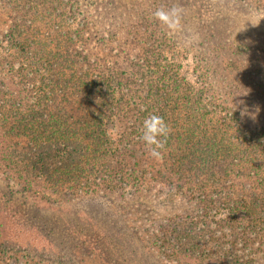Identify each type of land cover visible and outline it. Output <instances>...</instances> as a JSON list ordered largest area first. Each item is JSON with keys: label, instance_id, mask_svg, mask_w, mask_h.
Masks as SVG:
<instances>
[{"label": "rangeland", "instance_id": "1", "mask_svg": "<svg viewBox=\"0 0 264 264\" xmlns=\"http://www.w3.org/2000/svg\"><path fill=\"white\" fill-rule=\"evenodd\" d=\"M102 1L97 5L99 12L92 9L94 12L84 19L82 9V15L79 10L72 12L70 0L68 3L67 0H0V59L8 56L9 61L14 60L10 67L5 65V69L0 70V87L4 81L10 91L6 93L8 99L0 101V204L2 210L13 211L10 215L17 217L14 220L32 221L28 226L30 234H24L17 223L11 226L10 219L5 228H0V238L6 235L12 240L0 244V264H93L91 258L99 257L98 252L85 246H82L84 252H76L79 244L69 236L63 238L62 246V228L67 226L68 229L72 227L92 233V223L107 229L109 241L116 244L117 254L112 256L114 264L113 258L120 257L122 261L117 264H264V211L256 216L257 227L252 230L255 235L250 238L257 236L258 240H252V246L244 248L242 234L239 236V226H250L253 209L247 205L256 199L257 204L264 207V145L251 152L247 162L228 157L233 155V142L240 147L246 141L244 137L250 139L264 129V106L262 108L254 98H247V89L242 82L239 83L240 76L237 75L245 74L249 65L250 56L243 55L247 47L251 52L254 47L264 46V0H185L187 23L183 17L182 29L176 33L167 32L153 18L152 13L162 7L159 1L130 0L139 3L140 17L135 22L140 24L143 14L146 17L144 23L150 25L148 30L156 29V37L153 35L152 40L168 37L172 51L166 57L170 64H175L174 72L178 73L177 84L173 85L155 70H148L143 58L136 57L137 51L158 42L140 39L125 44L120 38L124 36L120 30L118 36H112L109 31H113L112 22L117 17L116 0L114 4ZM242 2L248 5L244 12L238 9ZM77 7H80L78 3ZM67 14L73 19L62 17ZM122 24L124 32H133L130 25ZM14 29L19 30L22 39H33L40 47L37 63L30 68L26 67L30 59H25L20 49L13 47L10 50L12 43L7 32ZM211 32L220 33L215 45L210 41ZM149 34L145 35L148 37ZM11 40L14 42V37ZM81 48L90 52L88 65L78 64ZM70 49L77 56L70 55ZM252 54L255 60H262L260 53ZM225 59L227 62L222 66ZM196 63L203 74L197 73ZM20 66L23 69H19ZM110 68L120 71L122 87L112 97L104 98L96 93L98 85L94 83H99L102 75H108L107 69ZM22 75L23 79L20 78ZM25 77L28 81L24 80ZM214 79L221 85L224 82L233 85L228 92L237 98L236 110L233 111L232 104L228 112L210 110L208 118L211 123L207 125V121L199 119L201 126L204 124L203 133L199 132L200 124L193 116L187 118L189 113L185 107L163 106L170 103V99L164 102L165 94L185 96L187 88H195L198 94L202 81L205 85L206 81ZM86 82L90 85L80 88ZM129 82L133 86L130 94L127 92ZM22 88H31L34 93L36 90L44 99V103H39L44 108L37 105L36 116L56 117L60 120L58 123L68 129L70 137L75 134L82 138L83 144L75 140L69 143V154L63 156L66 163L79 165L87 156L101 155V149L106 146L119 149L117 154L111 153L113 160L106 167L96 171L101 178H114V183L120 185L119 190L110 195L72 198L70 204L53 206L40 193L44 191L42 187H37L38 193L22 190L11 163L15 159L23 162L19 165L20 172L29 171L30 166L37 175L46 173L47 167H62V156L59 160L57 155L62 142L34 144L31 141L33 135L14 131L16 111L27 116L34 108V103L18 100L20 94L16 90ZM150 88L157 94L156 101L149 94ZM76 92L87 102L77 101ZM134 92H138L143 101L138 102ZM177 97H172V101ZM240 101L244 103L240 104ZM245 107L251 115L241 117ZM150 114H169L173 120L159 160L150 156L144 142L139 141L143 121ZM231 114L236 117L234 123L229 120ZM96 117L109 122L108 129L119 128L116 140L107 135V138H93L90 129ZM142 170L146 171L143 175ZM181 171L189 175L184 181L179 179ZM258 175L261 178L255 179ZM135 180L144 186L138 192ZM75 183V179L69 177L63 184L51 188L53 199L68 196V193L77 194L78 191L68 190ZM44 192L47 194V190ZM224 204L230 210L223 208ZM234 207L236 214L234 210L233 218L239 220V224L229 225L226 220L228 222L233 216ZM163 215L171 220L178 215L189 218L182 230L178 227V219L167 222L169 232L162 236V228L153 220ZM189 222L193 224L189 225ZM145 233V240L149 234L159 238V244L152 241L155 250H150L147 243L137 238ZM182 236L187 237L192 246L178 247ZM161 241L165 244L160 245ZM160 247L166 256L162 255ZM176 252L189 258L185 260Z\"/></svg>", "mask_w": 264, "mask_h": 264}, {"label": "trees", "instance_id": "2", "mask_svg": "<svg viewBox=\"0 0 264 264\" xmlns=\"http://www.w3.org/2000/svg\"><path fill=\"white\" fill-rule=\"evenodd\" d=\"M68 1L69 0H67V3H68ZM99 1L96 2V0H70V2H72V6H71L72 12L75 13L76 11L79 10V14L82 15V11H80L82 9L83 10L82 18L86 19L88 14H90L91 12H94L93 10L99 12L100 7L97 6L99 4ZM157 1H159L160 6L162 5L164 7V5L166 4L167 5L166 8L172 7L173 5L181 6L184 10V13H183L184 19L183 18L182 19L185 21V23H187V17H185L187 15V12L184 9L185 5H183L185 0H157ZM186 1H188V0H186ZM103 2L105 4H108L110 2L112 4H114L115 0H103L102 3ZM77 3L80 5V7H79L80 9L77 7ZM242 3L243 4H241V3L239 4L238 9L244 12L245 10H247L248 5H246L244 2H242ZM28 6L30 8V4H28ZM114 6L117 10V13H116L117 17L114 18V20L112 22V23H114V29H113V31H109L111 33V35L112 36H116V35L118 36L119 30L122 31L124 36L123 37L120 36V38L125 41V44H128V42H130V41H132L130 44H133L135 40H140V39L147 40L148 42L157 41L158 43L153 42V43H151V45H148L147 47H144L143 49L137 51V55L136 54L135 55L137 58H138V55L141 58H143V60L147 63L146 67L148 70L153 69V70H155V72L159 76L162 77V79H165L166 81H168V83H170L172 85L174 83L177 84L178 78H177L176 74H178V73L174 72V65L175 64H170L168 57H166L167 53H169V51H172V47H170L168 37L163 38L162 40H161V38L152 40L153 35H154V37H156V33H157L155 31L156 29L153 28L151 31L148 30L150 25L148 26L147 24L144 23V21L146 20V17H144L143 14L140 18L141 23L137 24L135 22L138 20V16L140 17L139 3L138 2H135V3L131 2V1L130 2H118L116 0V3L114 4ZM186 9L189 10L187 7H186ZM254 10H257V9L255 8ZM219 12H221V11H219ZM62 17H66L68 19H73L72 16H69L68 14L62 15ZM133 21L135 22V24L133 23ZM123 22H125L126 26H129V25L131 26L132 31H133L132 33H129L128 31H126V32L123 31V27H124V25L122 24ZM152 26H153V24H152ZM197 30H198V33L200 34L199 28H197ZM147 32H150L148 37L145 35V34H147ZM7 34L10 37V41L12 43L11 44L12 47L10 48V50L14 49V48L20 49L22 56L25 59H30V62H28L29 64H27L26 67L30 68L31 65L34 66L33 64L37 63L36 60H37L38 53H39L38 49H40V47L37 46V42L33 39H30V38L22 39L20 37L19 30H17V29L12 30V32L8 31ZM218 34H213L211 32L210 41L214 45L217 44L216 43L218 40L217 37L218 36L220 37V33H218ZM93 36L94 35H92V37ZM13 37H14V42H13V40H11V38H13ZM204 37L206 38V36H204ZM8 52H10V51H8ZM254 52L260 53L259 56H262V58H261L262 60H260L259 58H256V60H255L252 57V56H254V54H252ZM69 53L72 56H77V53L74 51L72 52L71 49H70ZM7 54H10V53H7ZM89 54H90L89 51H85L84 48H81L79 51V54H78V56H79L78 57V64L85 63L86 65H88ZM243 55L250 56V60H249V65L246 67L247 69H245V74H237L240 76V82L239 83L242 82L243 86L246 87L247 92H248L247 98H249V97L254 98L256 100V102L259 105H261V107L263 108V106H264V46L263 47H254V49H252L251 52L248 51V47H247V51L244 52ZM11 61H9L8 56L4 57L3 59H0V70H4L5 65H6V67L7 66L10 67L9 64L14 63V60H11ZM198 62H201V61H198ZM226 62H227L226 59L224 61H222V66H225ZM15 63H17V60H15ZM196 64L198 65V67H197L198 69H196L197 73L199 75L203 74L201 71V68H199L200 67L199 63H196ZM234 64H235V62H234ZM256 64H258V65H256ZM104 68H106V67H104ZM19 69H23V68L20 66ZM107 70L109 71V74L108 75L107 74L102 75L100 77L99 83H97V82L94 83L95 85H98L96 93L100 96L102 95L104 98L107 96L112 97V95H114L116 93V90H120L122 87L121 86L122 83L120 81V71L115 70V69H111V68L107 69ZM222 71L225 73V71H226L225 67H223ZM171 74H173V75H171ZM22 77H23V75L20 78H22ZM201 78H203V75ZM24 80L28 81V78L25 77ZM91 81H92V83L94 82L93 80H91ZM202 82H203L201 85L202 87L198 91V94H197V90L195 88H193L191 90H189V88H187L186 93H184L185 96H183L181 94L178 97L174 96L172 94H168V96H166L167 94H165L164 99H163L164 102H167V100L170 99V103H164V105H163V106H168V108H171V105L173 107L175 106L178 108L179 107L180 108L185 107V111L187 113H189L188 115H186L187 118L190 119L191 116H193V118L195 120H197L198 123L200 124L199 125L200 126V129H199L200 133L204 132V124L201 126L202 122H199V119L204 121V122L207 121V125H208V123H211L210 119L208 118L210 110L214 111V112H218V109H222V110L228 112L231 109L230 105L231 104L233 105L237 102V98L232 97V93L228 92V91H230V89L232 88L233 85H231V86H229L228 84L226 85V82H224L221 85V83H219L216 79L212 80L211 82L206 81L207 84H205V85H204V81H202ZM88 85H90L89 82H86L85 84L83 83L82 85H80V88L87 87ZM1 87H0V101L5 102L6 99H8L6 93L10 92L9 88H8L9 87L8 83H5L3 81L1 83ZM132 90H133V86L129 82L127 85L128 94H130ZM16 91H18L20 94L18 97V100H20L22 102H26V103H34V108L32 109L33 112H31V114H28L27 116L22 115L19 111H16V113H15L16 117L15 118H16L17 122L15 123V125L13 127L14 131L16 133H20L22 131H25V132L33 135L34 138L31 141L34 144H40V145H42V144H58V143L62 142V149L59 148V149H61V151L60 152L58 151V153H57V155L59 154L58 155L59 160H61L60 157L62 156V167L61 168H58L59 166L54 167V168H48L47 167L46 173H43L41 175L40 174L37 175V173H33V168H31L27 164L26 165L29 167V169H28L29 171L20 172L21 167L19 165H21V163H23L22 161L17 162V159H15L14 161L11 162L12 166L14 167L15 172L18 174V179H16V181L18 182L17 184H19L21 186L22 190L32 192V193L33 192L38 193L37 187H42L44 191L47 190L48 195L44 191H40V193L42 194L43 198L46 199L47 203L53 206L55 204L57 205L60 203L70 204V202L72 201V198L74 199L77 197L78 198H87V197H97V196L102 195V194L103 195H110L111 192L120 189V185H118L117 183H114L115 182L114 178H111L110 176L108 178V176H107L104 179V178H101L98 175V173L96 172V171L101 170L103 167H106L108 165V163H110V161L113 160L114 155H111V153L117 154V151H119V149L112 150L111 148L109 149V147L106 146V147L101 149V151H100L101 155H98L96 157L87 156V157H85L83 163H80L79 165H76V163H72V162L66 163L64 161L65 159L63 158V156L69 154L68 153L69 143L71 141L75 140L77 143L83 144L82 138L79 137L78 135H75V134L71 135V137H70L68 129H66L63 125L59 124L58 122H60V120L56 117L52 116L49 118V116H43L42 115L40 117H43V118H40V117H38V115L36 116V113H38V112H36V111H38L37 105H39V103L40 104L44 103V99L42 97H40L41 95L39 94V92H36V90H35V93H34L31 88L28 90H25L22 88V89L16 90ZM194 91H196V93ZM151 92L154 93V95H151ZM171 92L174 94L177 93L176 90H172ZM228 93H230V94H228ZM76 94H77V97H76L77 101H79L80 103L87 102V99H85L84 96H81V94H79L78 92H76ZM135 94L137 95V97ZM149 94H150V96L153 97L154 101H156L157 94L152 88H150ZM134 95H135V98L137 99L138 102L143 101L142 97L139 99L138 92H134ZM122 97L124 98L123 95H122ZM172 97H177V98L172 101ZM144 98L146 99V96ZM108 100L112 101V98H109ZM39 106L44 108L43 105L42 106L39 105ZM31 108H32V105H31ZM46 110H47V108H46ZM195 113H196V115H195ZM161 117H163V119L165 120V122L169 126L171 123H173V120L169 114H167L165 116L163 115ZM98 118L99 117H96L95 121L92 123L94 126H98V127L93 126L90 129V132L93 135V138L99 137V139H102L103 136L105 138H107L105 135H106V130L108 129L107 125L109 124V122L105 123L102 119H98ZM110 120H111V118H110ZM229 120H231L234 123L236 121L235 115L231 114ZM110 122H112V121H110ZM232 122H230V123H232ZM201 127H202V129H201ZM241 128L243 130V127H241ZM241 134L243 135L244 132ZM86 137H88L87 134H86ZM140 137H141V135H140ZM140 137H139V141H142ZM244 138L246 139V141L240 147L238 144L236 145V142H233V145L231 148L233 155L228 156V157H231L233 159H239V160L241 159L240 160L241 162H247V160H248L247 157L249 156V154H251V152H256L260 146L264 145V129L262 128L260 131H258L250 139L246 138V137H244ZM135 167L138 168L137 165H135ZM144 172H146V171L142 170V175L144 174ZM76 175H77V178H76ZM178 175H179V179L181 181H184L186 179V177L189 176L188 174H186L183 171H181V173H179ZM69 177L72 179H75L76 183H75V186L73 185L72 187H68V190H70L72 192L78 191V193L74 194L73 196L70 193H68V196L64 195L62 198L57 197L56 199H53L54 192L51 188H54V187L60 185L61 183L63 184L64 180L69 179ZM260 178L261 177L259 175L255 176V179H260ZM123 181H125V180H123ZM142 184L143 183L141 181H136L134 183L135 188H136V192H138V190H140L141 188H144V186ZM1 206H2V204H0V228H5L7 225L8 219H10L9 224L11 226H13V224L17 223L18 226L21 227L22 232H24V234H30L28 226L30 224H32V221H31V223H29L28 220L16 221L14 219H17V217L16 216L14 217V214L12 216L10 215L11 212H13V211H11L8 208L6 210H2ZM222 206H224L223 208L230 210V208L226 204H224ZM247 206H250V208L253 209L252 215L249 217V225L250 226H248V227L243 226L241 228L239 226V230L241 231L239 236L241 237V234H242V239L244 240V242L242 240V247H244V248L245 247L246 248L251 247L252 243H250V242H252V240H254V239H255V241L258 240L257 236L254 237L253 239H250V238H252L255 235L253 233V231L257 227L256 219L258 217H256V216L257 215L260 216V214L264 211V207L261 204H257L256 199H253L252 203L250 205H247ZM246 208H248V207H246ZM234 210H235V207L231 213V215H233V216L229 217L228 222L226 220V223L229 225L230 224H233V225L239 224V220L236 221V218H233L235 216ZM235 214H236V210H235ZM187 218H189V217H183L181 215H178L176 217H173V220H171V218H167L166 215H163V216H160L158 218H155L153 221L156 222L160 228H162L161 229L162 236H165L166 232H169V231H167L169 228L166 227L167 222L174 221V219H178V221H179L178 227L182 230V229H185V227H183V226L187 225V222H186ZM192 224H193L192 222H189V225H192ZM92 225H93L92 229H94L92 231V233H89V231H83V230L79 231V229L72 228V227H69V229H68L67 226L62 228L63 229L62 230V246H64V239L66 238V236H69L71 239L75 240L79 244L78 247H76V249H75L76 252H81V250L83 251L82 246H85L88 249H92L93 251L99 253V257L91 258V262L93 264H96L97 262L104 263V264H114V262L112 261V256L115 257L117 254L116 253V250H117L116 244L113 245L109 241V237H108L109 235H108L107 229L105 230V229L101 228L100 225H98V224L92 223ZM6 230L7 229H5L4 231H6ZM88 230H90V229H88ZM172 232H174V230H172ZM17 234H20V233H17ZM0 235H1V230H0ZM145 235H146V233L143 234L142 236H138L137 238L141 242L147 243V246L150 248V250L151 249L155 250L156 246H151L152 241L156 240V242L159 244V241H160L159 238H157L156 236L154 237V236L149 234V236H147L146 240H145L144 239ZM150 236H152L153 238ZM10 241H12V240L8 239L6 237V235L4 238H0V244H2L4 242L10 243ZM180 242L181 243L179 244L178 247L192 246V244H189L190 241L188 240L187 237L182 236V238L180 239ZM50 244L56 245L55 243H53L51 241H50ZM163 244H165V243H163L161 241L160 245H163ZM232 246H234V245H232ZM161 248H163V247H160L162 255L166 256L164 250H162ZM113 250H114V253H113ZM175 254L180 256L181 258H183L185 260H187L186 258H189L188 255L183 254L181 252H176ZM108 258L109 259L111 258L110 261ZM113 259L115 260V264L122 261L121 257L118 259H115V258H113Z\"/></svg>", "mask_w": 264, "mask_h": 264}, {"label": "clouds", "instance_id": "3", "mask_svg": "<svg viewBox=\"0 0 264 264\" xmlns=\"http://www.w3.org/2000/svg\"><path fill=\"white\" fill-rule=\"evenodd\" d=\"M184 10L179 5H173L170 8L160 7L153 13V18L159 23L162 28L166 29L169 33H176L182 29V18ZM247 95V93L245 94ZM240 101V104H243ZM236 110V105L233 104V111ZM251 115L248 113L247 108L241 111V117ZM254 119V115H252ZM171 132L170 126L165 122L163 117L150 114L147 116L142 124L141 140L144 142L146 148L149 150V155L159 160L162 159L163 150L165 149L166 141ZM106 135L116 140L119 136V128L114 126L106 130Z\"/></svg>", "mask_w": 264, "mask_h": 264}]
</instances>
